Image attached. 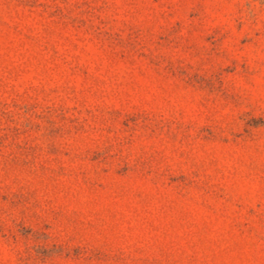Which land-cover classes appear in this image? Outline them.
<instances>
[{
  "label": "rangeland",
  "instance_id": "obj_1",
  "mask_svg": "<svg viewBox=\"0 0 264 264\" xmlns=\"http://www.w3.org/2000/svg\"><path fill=\"white\" fill-rule=\"evenodd\" d=\"M0 264H264V0H0Z\"/></svg>",
  "mask_w": 264,
  "mask_h": 264
}]
</instances>
